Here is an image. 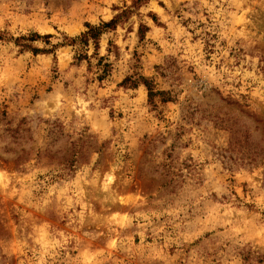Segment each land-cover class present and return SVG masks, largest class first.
I'll return each instance as SVG.
<instances>
[{"label": "rangeland", "instance_id": "rangeland-1", "mask_svg": "<svg viewBox=\"0 0 264 264\" xmlns=\"http://www.w3.org/2000/svg\"><path fill=\"white\" fill-rule=\"evenodd\" d=\"M133 2L0 0V264H264V0H146L86 61L20 46Z\"/></svg>", "mask_w": 264, "mask_h": 264}, {"label": "trees", "instance_id": "trees-1", "mask_svg": "<svg viewBox=\"0 0 264 264\" xmlns=\"http://www.w3.org/2000/svg\"><path fill=\"white\" fill-rule=\"evenodd\" d=\"M146 0H134L131 7L126 8L121 13L115 15L111 20L107 22H101L98 25H90L85 24V31L79 34L78 36L68 38H64V42L54 45L52 49L46 50H35L31 48L29 45L20 44L22 48H28V50H32V52L38 53H51L53 49L62 46H71L77 51L75 59L77 61L88 60L87 56V47L89 44H92L94 48H97L98 42L102 35L106 34L107 32L114 31L118 24L126 22L129 17L133 14L134 10L140 7L141 4L145 3ZM153 20L154 17H152ZM147 31L146 26H140L138 29V34L142 37L143 34ZM50 35L40 36L38 34H32L28 37L19 38L20 40L16 39L15 41H29L34 42L37 40H48ZM34 50V51H33ZM97 67L102 69V76H107L111 71V65L105 62V58H99L97 62ZM102 79V78H100ZM121 87L129 88V89H136L139 86H143L147 92L148 101L153 104L155 98H160L161 103H167L171 101V97L166 92L156 91L154 88L153 83L148 80L147 78L141 76L139 73L135 72L132 76L126 77L120 84Z\"/></svg>", "mask_w": 264, "mask_h": 264}]
</instances>
